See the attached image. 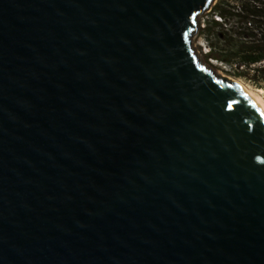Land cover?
Returning a JSON list of instances; mask_svg holds the SVG:
<instances>
[{
    "label": "water",
    "instance_id": "95a60500",
    "mask_svg": "<svg viewBox=\"0 0 264 264\" xmlns=\"http://www.w3.org/2000/svg\"><path fill=\"white\" fill-rule=\"evenodd\" d=\"M216 0H0V264H264V114L200 60Z\"/></svg>",
    "mask_w": 264,
    "mask_h": 264
},
{
    "label": "trees",
    "instance_id": "16d2710c",
    "mask_svg": "<svg viewBox=\"0 0 264 264\" xmlns=\"http://www.w3.org/2000/svg\"><path fill=\"white\" fill-rule=\"evenodd\" d=\"M219 0L216 17L203 31L209 58L225 66V73L264 90V0Z\"/></svg>",
    "mask_w": 264,
    "mask_h": 264
},
{
    "label": "rangeland",
    "instance_id": "374dc122",
    "mask_svg": "<svg viewBox=\"0 0 264 264\" xmlns=\"http://www.w3.org/2000/svg\"><path fill=\"white\" fill-rule=\"evenodd\" d=\"M227 1H228V3L230 2V3L234 4L232 2V0H227ZM218 2H219V0H216V2L213 5V7L199 17V26H198L197 32L193 36V45H195L196 51L199 52V54H201L203 56V60H205L206 62H208L211 65H213L215 70H217L218 72L222 71V72L225 73V71H224L225 70V66L222 65L221 62H219L218 60L209 58L208 55H209L211 50L209 48V43H208V40H207V38L205 36V32L203 31L204 27L209 22V20H211L213 17L214 18L216 17V15L214 14V6ZM216 18L219 19L218 17H216ZM234 78H236V77H234ZM236 79H238L241 82H243L250 89H252V90L256 91L257 93H259L264 99V90L257 89L252 83H250V82H248L246 80L239 79V78H236Z\"/></svg>",
    "mask_w": 264,
    "mask_h": 264
},
{
    "label": "bare ground",
    "instance_id": "6f19581e",
    "mask_svg": "<svg viewBox=\"0 0 264 264\" xmlns=\"http://www.w3.org/2000/svg\"><path fill=\"white\" fill-rule=\"evenodd\" d=\"M195 48V45H193ZM198 57L200 60H203V56L201 54H199V52H197ZM219 75L223 76V77H228L231 80L237 81L241 84V86L243 87L244 91L257 103L258 107L261 109V111L264 114V99L263 97L257 93L256 91L250 89L249 87H247L243 82H241L240 80L234 78L233 76H230L228 74H225L224 72L220 71Z\"/></svg>",
    "mask_w": 264,
    "mask_h": 264
}]
</instances>
